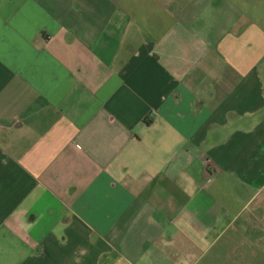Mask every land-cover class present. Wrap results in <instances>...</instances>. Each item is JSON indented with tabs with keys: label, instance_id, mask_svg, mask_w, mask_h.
<instances>
[{
	"label": "crops",
	"instance_id": "crops-1",
	"mask_svg": "<svg viewBox=\"0 0 264 264\" xmlns=\"http://www.w3.org/2000/svg\"><path fill=\"white\" fill-rule=\"evenodd\" d=\"M248 3L0 0V264H264Z\"/></svg>",
	"mask_w": 264,
	"mask_h": 264
},
{
	"label": "rangeland",
	"instance_id": "rangeland-1",
	"mask_svg": "<svg viewBox=\"0 0 264 264\" xmlns=\"http://www.w3.org/2000/svg\"><path fill=\"white\" fill-rule=\"evenodd\" d=\"M247 10L250 18L264 24V0H249Z\"/></svg>",
	"mask_w": 264,
	"mask_h": 264
}]
</instances>
